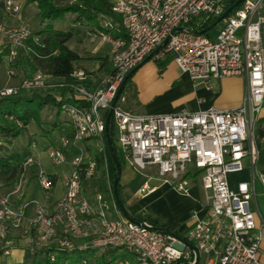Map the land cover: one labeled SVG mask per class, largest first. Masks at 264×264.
Here are the masks:
<instances>
[{
  "label": "built area",
  "instance_id": "built-area-1",
  "mask_svg": "<svg viewBox=\"0 0 264 264\" xmlns=\"http://www.w3.org/2000/svg\"><path fill=\"white\" fill-rule=\"evenodd\" d=\"M228 0H114L111 11L126 33L113 37L111 21L102 19L101 28L92 31L89 42L98 39L109 44L110 70L93 89L77 83L85 72L75 69L69 88L80 105L64 103L61 112L69 120L70 135H61L57 144L45 152L54 166L66 165L61 174L63 193L48 208L36 199L23 200L18 206L10 196L20 194V179L11 193L0 195V243L2 255L13 245L12 234L21 232L33 247L56 245L61 252L110 249L117 257L109 264H199L198 254L206 255L201 264H264L259 258L264 236L255 186L264 193V173L257 166L259 133L264 132V0H243L217 25L213 38L197 33L188 23L195 17H219ZM15 25L0 24L6 40L4 62L14 74V64L26 41L33 36L24 23L15 0H2ZM181 29L176 31L175 29ZM38 41L37 37H33ZM166 40V41H165ZM167 54L181 73L207 89L212 82L226 77H243L242 104L232 109L214 106L201 111L142 114L123 108L119 96L111 121L115 142L123 157L138 172L154 169L162 182L184 196H190V174L199 176L201 186L210 191L204 218L196 213L187 239L197 256L184 242L171 234L153 229L147 220L130 221L118 209L109 189L110 201L97 191L93 200L84 194L83 181L95 177L100 168L108 178L105 152V116L127 74L146 57L160 61ZM43 75L36 73L18 86L1 87L0 97L19 88L35 90L43 86ZM99 155L100 163L91 154ZM248 181L232 189L228 175L241 172L245 162ZM35 164L32 156L24 169ZM36 179L46 195L52 189L50 175L37 166ZM141 188V192L145 190ZM254 208L251 209L250 205ZM33 214L27 220V209ZM259 223L257 227V223ZM83 239L81 243H77ZM123 255V256H120ZM54 256H50V261ZM80 264H87L82 259Z\"/></svg>",
  "mask_w": 264,
  "mask_h": 264
},
{
  "label": "crops",
  "instance_id": "crops-1",
  "mask_svg": "<svg viewBox=\"0 0 264 264\" xmlns=\"http://www.w3.org/2000/svg\"><path fill=\"white\" fill-rule=\"evenodd\" d=\"M106 1L112 4L114 0ZM232 1L228 0L227 2L231 3ZM15 2L19 4L24 23L27 24L32 33L39 32L47 26L55 30L70 31L72 37L66 44L69 49L75 51L79 56V60L75 63V69H81L85 72V78L77 83L83 84L89 89H93L101 84L110 70L109 44L102 41L89 42V35L96 28L87 25L83 20H76V15L72 13H67L62 19L42 21L38 16V8L35 2H31L30 0H15ZM29 15H35L37 17L34 28H31L28 24L31 19ZM66 19H70L69 21L72 22L68 28L63 27L66 26ZM99 21H102L101 18H99ZM16 23L17 20L15 18L4 13L0 24L15 25ZM215 34L216 32L213 36ZM1 47L6 52L5 39ZM161 62L164 63L162 66L159 65ZM3 64L4 62L2 61L0 68ZM4 69L3 79L0 77V88L18 85L23 78L22 74L16 72L12 78L6 75V65ZM42 75L43 86L34 91L40 94L52 93L57 99L61 96L64 99H69L72 96L74 99H78L73 91H70L71 89L68 86L71 81L70 77ZM211 85L212 87L207 89L202 83H194L188 75L178 70L171 59V55L167 54L160 61L152 59L143 61L130 75L126 90L121 95L127 97L129 100H127L128 102H124L126 107L123 106V103H120V105L135 113L154 115L182 112V110L196 112L205 110L211 106L224 110L236 108L242 104L245 92V80L243 77H226L213 81ZM60 88H64L65 90H60ZM43 115H45L44 120L51 124V130L58 132L57 142L48 140L44 146L46 149L49 145L57 144L61 135H70L71 127L68 117L64 113L61 111L56 112L53 107L45 105L40 112L39 124L30 122L25 126L24 130L28 132L29 136H38L39 138L47 137L48 131L44 128ZM257 139L260 151L264 146V134L262 136L259 135ZM29 147L34 148L35 144L31 142ZM26 151L29 152L28 156H32L35 160V164L26 167L22 175V183L25 181V186L27 187L30 179L36 178L37 166L42 167L30 148L26 149ZM115 153L120 164L118 177L120 197L128 212L130 214L142 215L153 226L167 228L181 237L187 238L195 222V220H189L190 216L194 212L198 218H204L207 212L206 210L209 207L210 191L202 188L201 183H199V176L196 173L189 175L190 196H184L162 182L154 169L138 172L125 160L121 150V157L117 154L116 149ZM244 163V169L241 172H233L228 175V182L232 189L236 188L238 182L249 180L247 163L246 161ZM256 167L264 173V154L258 156ZM45 173L51 177L53 182L51 190H53L56 186V173L46 171ZM257 185L259 184L256 183ZM143 186L146 188L141 192ZM7 187H9V190L4 192V194L13 191V185ZM62 188L58 195H50V193L46 195L44 193L40 198L33 197L32 199H36L50 208L58 198L60 199L63 193ZM83 189L85 196L91 201L93 200L94 193L97 191L102 192L104 198L110 201L108 190H112V187L110 185L109 175L106 178L100 168L97 169L95 177L83 181ZM5 190L3 189V191ZM25 195L26 188L23 191L21 190L20 194L18 192L12 194L10 196V202L18 206L23 200L30 199H26ZM255 195L258 205L257 209L264 216V193L260 185L259 191L257 192L256 190ZM250 207L253 209L254 205L251 204ZM26 213L28 220L32 217L33 209L31 207L28 208ZM258 225L259 223H257V227ZM12 237L13 245L11 246L10 252L7 255H0V264H39L34 260L33 246L24 239L21 232H14ZM82 241L83 239H79L77 243H81ZM94 254L95 258L105 254L106 259L118 256L114 250L110 249H98L94 251ZM259 258L264 263V236L260 241ZM198 259L199 264H201L205 261L206 255L199 253Z\"/></svg>",
  "mask_w": 264,
  "mask_h": 264
},
{
  "label": "trees",
  "instance_id": "trees-1",
  "mask_svg": "<svg viewBox=\"0 0 264 264\" xmlns=\"http://www.w3.org/2000/svg\"><path fill=\"white\" fill-rule=\"evenodd\" d=\"M35 2L38 8V16L42 21L62 19L67 13L76 15V20H83L87 25L96 29L101 28V21L99 18L108 19L112 22L113 28L109 33L113 37H126V33L120 23L119 18L112 13L111 4L106 0H30ZM236 0L229 3L225 9ZM240 6H235L237 9ZM4 8L2 1L0 3V23L4 16ZM264 13V3H263ZM6 14V13H5ZM216 18L198 16L193 18L188 26L201 31L211 24ZM210 31V30H209ZM209 31L203 33L209 36ZM70 31L55 30L50 26L44 27L41 31L32 33L25 43L26 48L20 50L19 55L14 64V71L22 74L23 80L31 79L36 73L47 74L58 77H69L75 70V63L79 60L78 54L69 49L66 42L72 37ZM33 37H37L38 41H34ZM6 52L0 51V64L4 62L3 56ZM5 63V62H4ZM164 63H159L162 66ZM130 78V77H129ZM126 80L124 89H122L119 96L126 90ZM20 81V82H21ZM64 88H60L63 90ZM65 90V89H64ZM72 91V90H70ZM64 103L80 105L79 99H74L73 96L69 99H64L62 96L56 98L52 93L40 94L34 90H25L19 88L12 95L0 97V185L12 186L23 175V162L29 154L26 149H13L12 151L4 149L8 141L16 140L19 134L22 133L25 126L30 122L39 124L40 112L45 105L53 107L56 112L61 111V105ZM106 116V113L104 114ZM109 134L112 139V144L115 142V131L112 121L110 119ZM264 132H260L262 136ZM105 152L108 167V175L110 185L115 171L113 159L108 151L106 140ZM115 149V146H114ZM91 154L95 155L98 163H100L99 155L93 149H89ZM259 156L264 154V146L258 152ZM53 185V182H52ZM117 191L120 197V186L117 182ZM124 205V204H123ZM135 221H143L144 216L138 214H131ZM34 260L39 264H80L84 258L87 264H109L110 259H106L103 254L95 258L93 250L73 252H61L57 250L56 245L51 244L42 247H33ZM2 253V246L0 243V255ZM54 256V260L50 261V256ZM123 256V255H120Z\"/></svg>",
  "mask_w": 264,
  "mask_h": 264
},
{
  "label": "rangeland",
  "instance_id": "rangeland-1",
  "mask_svg": "<svg viewBox=\"0 0 264 264\" xmlns=\"http://www.w3.org/2000/svg\"><path fill=\"white\" fill-rule=\"evenodd\" d=\"M30 16V21L28 22L29 26L31 28H34L35 27V22L37 20V17L34 15H29ZM32 16V17H31ZM70 19H66V26H63L64 28H68L70 26V22L69 21ZM218 25H216L215 27L211 28L210 31H209V36L211 38H213V34L216 32V30L218 29L217 28ZM100 40H97V42H99ZM4 42V38L2 36H0V51L2 50L1 48V45L3 44ZM5 64V63H4ZM3 64V65H4ZM1 66L0 68V77L1 79H3V76H4V66ZM8 68L9 66L6 65V75L9 76V77H14L15 74H16V71H14V74H10L9 71H8ZM21 81V80H20ZM20 83V82H19ZM18 83V85H19ZM16 85V86H18ZM14 87V86H12ZM132 94V93H131ZM124 97V96H122ZM127 100H129L127 97H124V102H128ZM123 106H125V103H123ZM126 107V106H125ZM43 123H44V128L46 131H48V135L47 137L45 138H39L38 136H29L28 132L26 130H23L21 134H19V136L16 138V140H13V141H8L6 143V146H3L4 149H7V150H13V149H21V150H25V149H29L33 152V154L35 155L36 159L38 160L39 164L41 165V167L46 171V172H49V173H56V186L53 190L50 191V195H58L59 191L61 190L62 188V183H61V177H60V174L68 169V167L66 165H61V166H54L50 160L48 159L47 155H46V152H45V148L44 146L47 144L48 140H51L53 142H57L58 140V132L56 131H52L51 130V124L47 123L45 119V115H43ZM33 125V124H31ZM31 142H33L35 144V147L34 148H31L29 147ZM115 146V149H116V152L117 154L119 155V157H121L120 155V150L118 148V145H116V142H114L113 144ZM21 179V178H20ZM19 179V180H20ZM19 180L13 184V187L15 188L16 185L18 184ZM23 181V176H22V179ZM6 187V188H5ZM9 187L7 186H3V185H0V190L3 191V189L5 191H1L0 192V195H3L4 192H7L9 189ZM13 188V189H14ZM26 188V195H25V198L26 199H32L33 197L35 198H40L43 194H44V191L40 188L39 184H38V181L36 178H31L30 181H29V184L27 185V187L25 186V181L23 182V187H22V191ZM256 190L257 192L259 191V185L256 186ZM5 195V194H4Z\"/></svg>",
  "mask_w": 264,
  "mask_h": 264
},
{
  "label": "water",
  "instance_id": "water-1",
  "mask_svg": "<svg viewBox=\"0 0 264 264\" xmlns=\"http://www.w3.org/2000/svg\"><path fill=\"white\" fill-rule=\"evenodd\" d=\"M243 0H236L234 3H232L231 5H229L227 7V9H225L223 11V13L217 17L211 24H209L206 28H204L203 30L201 31H197V33H200V34H203V33H206V31L208 32L211 28L215 27L221 20H223L228 14L229 12H231L235 6L239 5ZM181 28L180 27H177L175 30L178 31L180 30ZM166 41V40H165ZM150 57H146V60H149ZM142 64V62L140 64H138L136 67H134L128 74L127 76L125 77L123 83L119 86L118 91H117V94L114 98V100L111 102V105L106 113V116H105V140H106V145H107V148H108V151L113 159V162H114V166H115V171H114V176H113V181H112V192H113V198H114V201L118 207V209L120 210L121 214L127 218L128 220L130 221H135L134 218L131 216V214L128 212V210L125 208V206L123 205V203L121 202L120 198H119V194H118V191H117V182H118V177H119V171H120V164H119V160L117 158V155L115 153V149H114V145L112 144V139H111V136L109 134V131H108V127H109V122H110V119H111V115H112V110H113V107L115 105V102L117 100V98L119 97L123 86L125 85V82L126 80L130 77V75ZM153 229L155 230H158V231H162V232H165V233H168V234H171L173 235L174 237H176L178 240L184 242L191 250H193L197 256V250L195 248V246L191 243L188 242L187 239L181 237L180 235L174 233L173 231L167 229V228H163V227H158V226H153ZM173 264H182L181 262H175Z\"/></svg>",
  "mask_w": 264,
  "mask_h": 264
}]
</instances>
